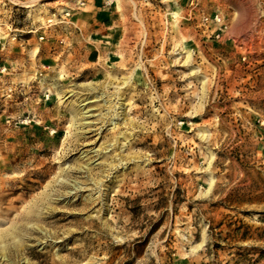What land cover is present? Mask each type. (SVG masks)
<instances>
[{
    "label": "rangeland",
    "instance_id": "374dc122",
    "mask_svg": "<svg viewBox=\"0 0 264 264\" xmlns=\"http://www.w3.org/2000/svg\"><path fill=\"white\" fill-rule=\"evenodd\" d=\"M0 264H264V0H0Z\"/></svg>",
    "mask_w": 264,
    "mask_h": 264
},
{
    "label": "bare ground",
    "instance_id": "6f19581e",
    "mask_svg": "<svg viewBox=\"0 0 264 264\" xmlns=\"http://www.w3.org/2000/svg\"><path fill=\"white\" fill-rule=\"evenodd\" d=\"M107 96H108V95H107ZM103 97H104V96H103ZM107 100H108V99H107ZM92 101H94V100H92ZM104 102H105V101H104ZM121 104H122V103H121ZM80 108H81V107H80ZM83 109H85V110H83ZM91 109H92V108H90V107H87V108L84 107V108H81L80 110L78 109V111H80V112H78V113H80V114H79V118L82 117V116H83V117H88V116H90L91 114H90V115H88V114L85 115V114L88 113V112H90ZM71 110H72V109H71ZM76 111H77V110H76ZM74 113H75V112H74ZM75 116H76V115H75ZM76 119H77V118H76ZM76 119H75V120H76ZM80 119H81V120H80L79 122L82 123V122H81V121H82V118H80ZM83 119H84V118H83ZM76 122H77V121H76ZM83 123H84V122H83ZM112 123H113V121H112ZM85 124H87V122H85L83 125H85ZM115 124H116V123H115ZM80 125L82 126V124H80ZM87 125H88V124H87ZM77 126H78V125H77ZM81 126H80V127H81ZM83 127H84V126H83ZM79 129H81V128H79ZM97 150H98V149H97ZM98 153H99V152H98ZM100 155H101V154H100ZM99 158H100V157H99ZM63 180H64V179H63ZM67 191H68V190H67ZM4 233H5V232H4ZM4 245H5V244H4ZM3 249H4V248H3ZM3 254H4V253H3Z\"/></svg>",
    "mask_w": 264,
    "mask_h": 264
}]
</instances>
